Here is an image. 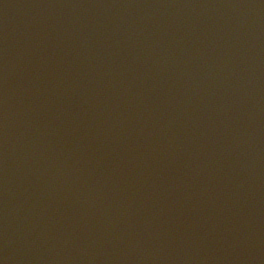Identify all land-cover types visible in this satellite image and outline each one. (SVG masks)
Segmentation results:
<instances>
[{
  "label": "water",
  "instance_id": "1",
  "mask_svg": "<svg viewBox=\"0 0 264 264\" xmlns=\"http://www.w3.org/2000/svg\"><path fill=\"white\" fill-rule=\"evenodd\" d=\"M3 264H264V141L139 0H0Z\"/></svg>",
  "mask_w": 264,
  "mask_h": 264
},
{
  "label": "snow or ice",
  "instance_id": "2",
  "mask_svg": "<svg viewBox=\"0 0 264 264\" xmlns=\"http://www.w3.org/2000/svg\"><path fill=\"white\" fill-rule=\"evenodd\" d=\"M0 264H3V262H2V261H0Z\"/></svg>",
  "mask_w": 264,
  "mask_h": 264
}]
</instances>
